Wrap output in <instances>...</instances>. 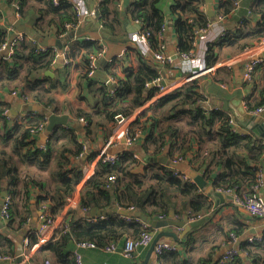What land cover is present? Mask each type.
Instances as JSON below:
<instances>
[{"label":"trees","instance_id":"trees-1","mask_svg":"<svg viewBox=\"0 0 264 264\" xmlns=\"http://www.w3.org/2000/svg\"><path fill=\"white\" fill-rule=\"evenodd\" d=\"M215 1L218 2L216 17L219 15L226 17L236 8L232 0ZM120 2L121 0H97L95 6L98 20L103 27L111 31L113 36L120 35L124 31ZM160 2L161 0H133L128 8L130 18L141 24L153 50H156L161 42L167 44L165 37L168 21L159 7ZM7 3L14 13L15 11L20 13L21 22L31 23L33 29L42 38L52 34L59 38L65 37L74 30L68 29L67 24L74 25L78 22L77 11L67 0H57V2L55 0H7ZM205 5L206 0L173 1L171 13L174 15L173 24L179 55L195 50L193 45L195 31L212 23ZM250 12L251 15L241 19L240 27L235 32L230 33L228 30L225 35L208 44L205 55L207 67L214 66L218 62V48L224 43L238 44L239 49L246 51L264 37V0H257ZM255 15L258 16L256 24L251 26ZM4 19V12L0 10V49L8 43L11 36L7 26L1 22ZM165 28V36L161 38L160 33ZM22 41L16 40L19 43L14 45L13 53L3 59L10 74L17 73L21 68L24 56L20 49ZM73 44L85 49V62L88 61L90 53H99L102 49L98 41L92 39L76 38V43ZM35 45L34 51L39 56L50 54L51 61L57 57L56 48L46 47L44 51H41L37 41ZM140 55L139 66L126 67L125 77L118 81L111 70L115 61L109 64L111 77L115 80L112 85L96 76H88L86 71L82 75L88 83L90 95L97 100L94 108L101 106L104 109L96 110L98 113L79 108L76 110L75 115L79 121L81 118L85 120L81 122L84 126V139L87 142L95 141L97 131L101 128L106 130L110 125L111 128L107 130L105 137L108 138L118 124V115L128 118L158 92V87L149 86V84L160 77L161 65L153 54L152 56ZM68 57L73 58L71 52H68ZM34 58H37L36 54ZM152 58L156 62H152ZM51 61L45 66L32 69L28 79L37 78L33 76L37 72H43V67L49 66ZM169 66L171 65L167 64L164 67ZM262 68L264 63L259 65L257 70ZM58 82L65 87V82L60 80ZM251 82L254 83L258 94L253 100L248 98L246 106L249 109L264 107V73L260 83H257L255 76ZM202 92L197 79L184 83L143 110L129 127V134L139 133L141 140L143 126L148 121H151L154 128L157 124L173 120L193 126L202 136L219 143L220 171L214 180V187L217 190L234 189L238 194L251 191L260 178V164L264 158V137L241 133L234 129L231 123L232 116L222 108L205 110L202 107L204 100ZM44 95L37 92L32 98L43 102L45 107H51L55 103L54 99L49 97L47 101H43ZM3 112L4 108L0 109V143H9L11 148L7 150L0 147V195L6 191L10 196V216L6 220L5 228L14 232L20 231L33 214L30 204V199L33 197L29 187L30 181L43 190V194L37 195L36 200L38 203H44L46 206L43 208L44 212L48 211L56 217L62 211L66 197L79 186L83 179L82 168L74 166L72 162L73 159L81 156L83 143L77 141V130L71 124L75 121L72 119L67 126L55 130L52 139L45 147H36L33 130L39 133L41 125L47 127V115L39 112L36 117L22 122L17 117L4 115ZM143 139L140 153L142 156L137 153L136 147H130L121 152L122 155L115 164L98 159L95 173L81 189V205L73 216L67 218L57 228L55 239L40 247L39 252L43 255V261L36 264H46L47 260L54 264H76L74 251L78 242L92 241L100 247L115 242L122 246L127 237L140 236L144 229L141 220L134 216L129 219L113 211L116 206L122 209L140 210L151 217L165 216L170 210H175L177 213L186 211L198 218L209 210L208 200L199 193L196 183L180 178L175 173L178 169L149 164L150 167L143 175L134 171V168L141 164L143 156L149 157L154 155L155 151L161 150L160 138L155 133V129ZM136 154L138 156H135ZM180 161H182L181 158ZM24 166H36L40 170H48L53 182L52 186L45 189L44 183L32 178L26 179L27 185L23 187L24 179L21 173ZM154 167L157 169L150 172ZM22 199L24 208L20 209L19 201ZM83 208H86V211ZM94 208L108 211V213L104 218L95 220L90 216ZM148 229L151 230L150 227ZM242 232H237L236 229L231 230L228 236L230 241L233 242L234 238H239ZM30 236L33 242L37 241L34 232ZM260 237L261 239L255 240L253 244L247 240L243 241L242 252L237 253L224 264H264V229ZM15 245L7 232L0 230V256H15ZM166 260L169 264H209L212 256L193 261L186 259L180 250L163 252L158 256L157 264H164Z\"/></svg>","mask_w":264,"mask_h":264},{"label":"crops","instance_id":"crops-1","mask_svg":"<svg viewBox=\"0 0 264 264\" xmlns=\"http://www.w3.org/2000/svg\"><path fill=\"white\" fill-rule=\"evenodd\" d=\"M79 1L82 4L84 3L89 10L95 8L97 4V0H95L94 7L91 8L89 0ZM132 1L133 0H121L119 4L124 31L115 37L123 39L121 41L107 40L100 29H98L99 27L96 28L95 26L98 24L101 25L98 18L96 20L89 18L87 21L88 23H91L89 29L81 27L83 30L76 33L72 38L68 36L69 34L67 35L68 37L65 36L60 38L55 34H52L45 38L49 41V45H44L40 41L34 39L31 35L27 34L25 39L21 42L20 47L24 55L22 65L19 71L15 74H10L3 63V59L7 56L0 58V109H7L11 112V115L16 117L22 113H26V111H24V105L27 104L37 105L43 109L55 107L57 114H69L70 120L73 119V121H75L71 124L73 126L75 124L78 125V127L74 126L77 130V141L79 143H85L87 146L85 150L83 148L80 157L72 160L74 166L82 168L84 175L79 186L66 197L62 211L56 216L55 228H59L67 218L73 216L75 211L81 205V189L84 183L95 173L98 164V152L104 148L110 153L123 152L127 148L124 144L125 128L130 127L132 122L137 119L143 110L149 108L159 99L158 97H153L148 100L143 106L137 109L136 112L126 118L125 123L117 124L108 138L105 137L107 130L110 129L111 126L109 125L106 130L103 128L99 129L96 133L95 141L88 140L87 142L84 139L83 123L79 121V118L75 115L78 108L93 111L95 113L104 110L101 106L94 108V103L97 100L90 95L88 83L82 76L86 71V51L83 47L73 44L76 43V38L87 39V37L90 36L104 44L102 46L103 50L98 57V69L96 73L98 74L96 77L103 81H105L103 75H106L109 80L112 78L110 68H108L110 63L115 61L111 70L115 75V79L118 81L125 77L124 69L126 67L137 68L139 66L141 60L140 54L152 56V52L149 51L150 49L148 48L149 40L144 36L145 34L141 30L140 23L132 20L128 14V8ZM173 1L174 0H161L159 3V7L164 12L168 21L165 40L167 43L166 52L169 55L177 54V35L173 24L174 15L171 13V5L173 4ZM256 1L257 0H241L240 5L229 15H226L222 21L214 24L206 33H203L199 38L200 40L196 46L194 58L192 60H183L177 56V60H174V64L168 68L162 66L160 71L165 79L168 91H173L184 83L191 81L189 78L190 76H193L192 80H198L202 91L209 96L213 107H220L223 109L225 100L228 101L229 113L237 119L238 125L237 128H235L237 131L246 134H257L260 137L261 135H259L258 131L264 129L262 125L264 114L248 113L249 115L258 116L254 121H251L249 117H245V114H247V112H245L246 100L248 98L253 100L258 94L255 85H253L254 83L245 82L243 76L244 63L250 56L249 53L245 52V50L239 49L238 44L226 45L224 43L218 48L219 60L214 66L207 67L205 59L208 44L218 39L219 36L217 35L221 29L224 28L229 30L230 33L235 32L240 27L241 19L251 15L250 10ZM217 7L218 2L213 0V8L216 14ZM0 10H2L5 15V19L1 22L8 28L12 25L9 22V18L14 12L10 9L7 0H0ZM205 10H207V3L205 5ZM256 17L258 16H254L252 21L253 24L251 23V26L256 24ZM124 18H127L128 21L127 28L124 25ZM14 31H17L16 28ZM60 40L65 42L62 50L71 52L73 56L72 65L67 66L65 63L63 65L62 60H58V57L51 61L52 57L50 54L39 56L38 53H35L34 51V49H36L35 41H37L39 45L56 48L58 52H60L62 50L59 49L57 45ZM35 54L37 57L36 59L34 58ZM49 61H51L49 66L43 67V72H37L33 76L37 78L28 79V75L32 69L45 66ZM152 62H156L154 58H152ZM208 68L212 69L206 70ZM263 73L264 68L256 71L255 79L257 83H260ZM59 80L65 82V87L58 82ZM113 81L115 82L114 79ZM13 92H17V94H14ZM37 92L45 94L43 101H47L48 98L51 97L54 99L55 103L51 107H45L43 102H39L32 98ZM22 95H27L31 98V101L29 103L24 102ZM241 109H244V113L241 112ZM36 112L39 113L40 111ZM237 113L242 114L237 116ZM251 122L253 123V126L249 127L248 123ZM154 129L155 133L159 135L161 150L155 151V154L149 157L143 156L141 164L136 166L134 171L143 175V173L150 167L148 166L149 164L169 167L168 164H164L163 161L160 160L162 157H167L169 162L173 160V158H181L182 161H180L175 168L187 174L193 182H195V175L203 176L206 182L205 187H198V189L199 193H202L209 203V210L204 215H199L198 218L191 216L186 211L177 213L175 210H170L169 214L165 216L153 217L154 219L183 221L185 216L188 215L189 222L204 218V221L201 224L194 228L187 229L186 233L185 228L171 227L172 230L178 233L180 240L173 241L170 237H164L160 241L175 242L178 247H180L179 250L181 254L188 260L196 261L201 257L209 258L212 256V260L209 264H213L219 253H223L228 250V248L230 249V247H232V241H230V238L228 237L231 230L236 229L237 232L243 231L238 238V240H241L242 242L247 240L249 236L261 235L264 229V219H257L245 209L234 207L230 197L233 195L232 193L223 192V199L220 203L215 202L214 195H209L211 189L219 191L214 187V180L220 171L221 162L219 143L217 141L207 139L202 136L195 127L188 126L181 121L173 120L163 122L157 124L155 128L152 126L151 121H148L146 125L143 126L141 140L139 138L137 141L138 143L133 146L134 148L136 147L135 150L138 154L142 151L141 147L144 143L143 138L148 136ZM54 132H50L47 127L41 130L36 134L35 146L45 147V145L52 139ZM0 147L6 148L7 150H10L11 148L9 143H0ZM153 158H158L159 160L155 161ZM156 169L157 168L154 167L150 172H154ZM260 169L261 171L259 174L264 178V158L260 164ZM21 175L24 179L22 183L23 187L27 185L26 179L32 178L44 183V188L46 186L45 189H49L53 183L50 179L49 171L40 170L36 166H24ZM29 187L33 194V197L30 199V204L33 209L31 219L20 231L12 232L9 230L13 234H7L18 235L27 226H30L28 233H35V231L39 229L42 213H44L43 208L46 206L44 203H38L36 197L37 195H42L43 190L31 181ZM19 188L21 189L22 185ZM258 192L264 197V182ZM23 205L24 201L22 199L19 201V208L23 209ZM98 216L100 215H96L95 217ZM141 222L144 223L143 221ZM5 229L2 228L0 230L5 231ZM6 230H8V228ZM151 230L152 232L157 233V229L151 228ZM149 248L141 249L134 258H127L121 253V251L107 253L98 248H82L80 249V253L83 258V264H132L144 263ZM39 251L40 246L32 251V255L27 261H25V264H36L43 261V255ZM0 264H14V261L7 263L0 262ZM149 264H157L155 254H152ZM164 264L169 263L166 260Z\"/></svg>","mask_w":264,"mask_h":264},{"label":"built area","instance_id":"built-area-1","mask_svg":"<svg viewBox=\"0 0 264 264\" xmlns=\"http://www.w3.org/2000/svg\"><path fill=\"white\" fill-rule=\"evenodd\" d=\"M69 2H71L73 4V7L75 8V10L77 11V16H78V22L76 24H67V28L68 29H74L77 30L81 24L83 22L88 21L89 18H93V19H97L98 13L96 11V7L93 9H88L85 4L81 3L79 0H68ZM233 3L235 4L236 7H238L240 5L241 0H232ZM55 2H57V0H55ZM18 8V6H16ZM15 16L19 19L20 18V13L18 11H15ZM225 17L223 15H219L216 18V21L212 22L211 24H209L207 27L204 28H200L197 29L195 31V37L193 40V45L195 47L196 50V46L199 42V38L201 37V35L203 33H206L214 24L218 23L219 21H222ZM137 23H139L137 21ZM141 25V24H140ZM142 28V27H141ZM15 27L12 24L11 26L8 27V31L11 33H16ZM142 30V29H141ZM165 29H163V31L160 33V37L164 38L165 36ZM228 30L222 28L221 31L219 32V34L217 36H219L218 38H220L221 36L225 35L227 33ZM143 32V30H142ZM144 33V32H143ZM145 34V33H144ZM143 34V35H144ZM27 33L24 32H17L14 40L11 42V48L9 51V55H11L13 53V49H14V45H16V43L18 44L19 42H16V40H23L26 37ZM64 36V35H61ZM145 37H147V34L144 35ZM87 39H92V40H96V38L94 37H90L88 36ZM98 43L103 46L104 44L100 43V41H98ZM7 45V43H6ZM3 46V48H1L0 50H3L5 48V46ZM166 47L167 45L164 42H161L158 46V48L156 50H153L150 46V43L148 44V48L150 49L149 51L152 52L154 58L156 59V61L162 66H165L167 64L172 65L174 64V60L177 59H173L172 55H169L166 52ZM46 48V46H42L39 45V50L44 51ZM103 50V47L101 49V51L99 53H90L88 55V61L86 62V72L88 74V76H96L97 73V69H98V57L101 54ZM195 50H191L189 52H184L182 54H178L177 52V56H179L181 59L183 60H192L194 58V54H195ZM245 52L249 53V57L247 58V60L244 63V71H243V76H244V80L245 82H251L254 79L255 73L257 71V68L259 67V65H261L262 63H264V37L258 41L254 46L249 47ZM57 57H62L64 60L65 65L69 66L72 65L73 59L68 57V51L66 50H62L60 52L57 53ZM7 58V57H6ZM212 68H208L206 70H211ZM204 72V71H203ZM202 73V72H199ZM193 76L189 78V80H192ZM111 84H114L113 79L111 78V80H109ZM163 81H165V79L162 76V73L160 75V77H158L156 80H154L153 82H151L149 84V86H156L158 87V92L156 93V95L154 97H158L161 98L162 96H165L166 94L170 93L171 91H168L167 88V84L163 83ZM14 94H17V92H13ZM203 96H204V100L202 101V107L205 110H210L211 108H220V107H213L211 104V100L209 98V96L205 93L202 92ZM23 101L26 103H29L31 101V98L28 97L27 95H22ZM245 109L247 113H251V114H264V107H257L255 109H249L246 106L245 103ZM38 112H26V113H22L17 117V119L19 121H26L28 118H34L37 116ZM4 115L9 116V117H15L13 115H11V112L7 109L4 110L3 112ZM118 117H121L120 119H118ZM117 119H118V124H123L125 123L126 118H124L121 115H118ZM46 118L48 119V117L46 116ZM81 121L85 122V120L83 118L80 119ZM231 123L233 124L234 129L237 128V119L232 115L231 118ZM45 129L44 125H41L39 130H43ZM34 135L33 138L36 137V133L37 131L33 130ZM124 138H125V146L127 148L133 147L136 142L139 140L140 138V134L137 133L135 135H131L129 134V127H126L124 130ZM37 147V146H36ZM42 147V146H40ZM83 148L84 150L87 148L86 144H83ZM122 154L121 153H110L109 151L102 149L98 152V159L103 160L104 162H107L109 164H115L117 162V160L120 159V156ZM135 156H138V154H136ZM173 165H170L171 168L176 169V165H178L180 163V158H174L173 160H171ZM175 173L182 178L184 181H191L190 177L185 174L180 172V170H175ZM112 178V177H111ZM114 179V177H113ZM264 182V178L263 176H260L259 178V182L257 184H255L252 187L251 191H245L242 193H236V191L234 189L231 190H219L222 192H227V193H232L233 195V206L234 207H240L242 209H245L246 211H248L251 215H253L254 217H256L257 219H264V197H262L258 190L259 188L263 185ZM5 202L1 207L0 210V218L6 222V220L9 218L10 216V204H11V200H10V196L6 195V197L4 198ZM84 211H86V208H83ZM130 211H134L133 208L129 209ZM106 215H101L98 217H93L95 220L99 219V218H104ZM133 215H129L126 216L129 219L132 217ZM55 222H56V217L51 215L48 211L42 213V217H41V223L39 225V229L37 231H35V235L37 238L36 242H33L31 239V232H29L26 237L23 239V247H24V261H27L30 256L32 255V251H34V249L36 247H41L43 245H46L48 242L52 241L53 239H55L56 235H57V228H55ZM143 232L140 236L138 237H127V239L125 240L124 244L122 246L118 245V243L112 242L109 243L105 246H98L95 242L92 241H82V242H78L76 244V249L74 251V256H75V261L76 264H83V258L82 255L80 253V249L82 248H92V249H101L104 252L107 253H113V252H117L119 248H121V253L128 257V258H134L138 252L143 249V248H149L152 244V242L154 241L155 238V234L148 229L149 225L146 223H143ZM261 239L260 235H256V236H251L248 238V242L252 243L255 240H259ZM237 241V238H234L233 240V244H235V242ZM180 247H178V245L173 242H169V241H159L156 243L155 248H154V253L156 258H158L159 255H161L163 252H174L179 250ZM237 253H239L238 249L235 247H230V249L228 248V250L224 251L219 260L218 263L219 264H224L226 262H228L229 260H231ZM16 259V255L15 256H0V262H10V261H15ZM46 264H54L53 262H51L50 260L46 261Z\"/></svg>","mask_w":264,"mask_h":264},{"label":"water","instance_id":"water-1","mask_svg":"<svg viewBox=\"0 0 264 264\" xmlns=\"http://www.w3.org/2000/svg\"><path fill=\"white\" fill-rule=\"evenodd\" d=\"M90 1V6L91 8L94 7L95 4V0H89ZM207 3V14L208 16L212 19V22L216 21V13L215 10L213 8V0H206ZM171 18V17H170ZM124 21V25L125 27L127 26V18L123 19ZM9 22L11 24H13L16 28V33H12V35L10 36L7 45L5 46V48L3 50L0 51V58H3L4 56H8L10 48H11V42L14 40L17 32H24L27 33L29 35H31L34 39H36L37 41H40L41 43H43L44 45H49V41L45 38H41L36 31L33 29V26L31 24H23L21 22L20 19H18L14 14L9 18ZM86 24V25H85ZM91 26V23L83 22L80 26V28H78L77 30H72L68 36H70V38L74 37L76 35V33L81 32L83 29H81V27H85L86 29H89V27ZM96 28L99 27L98 29H100V31L103 33V36L107 39V40H111V41H121L123 39H119L118 37H115L111 34V31L105 27H103L102 25H95ZM127 28V27H126ZM67 36V37H68ZM127 40V39H126ZM64 41L60 40V42L57 44L59 49L62 50L63 45H64ZM264 57V54H263ZM173 59L177 58V55L173 54L172 55ZM62 60V63L64 65L63 62V58L62 57H58V60ZM98 75V74H96ZM103 78L105 79V81L108 84H111L108 77L106 75H103ZM163 83H165V81H163ZM224 106H223V110L229 112V103L228 101L225 100L224 102ZM24 111L26 112H36V111H40L42 113H45L48 116V125H47V129L50 132H54L56 129L60 128V127H64L66 126L69 121H70V116L69 114H57V110L55 109V107H51L48 109H43L40 106L37 105H33V104H27L24 105ZM241 112L244 113V109H241ZM246 112V111H245ZM240 113V114H242ZM240 114L237 113V116H240ZM245 117H249V119L251 121H254L258 118V116H253V115H249L248 113L245 114ZM121 117H118V119H120ZM262 125L264 127V119H262ZM75 127H78L77 124L74 125ZM248 126L251 127L253 126V123H248ZM263 129V128H262ZM259 135H261L262 137H264V129L262 131H258ZM153 160L158 161V158H153ZM161 161H163L164 164H168V165H173L172 161H168L167 157H162L160 158ZM166 160V161H165ZM194 180L195 183L198 185L199 188H204L205 187V180L203 178L202 175H195L194 176ZM209 195H214L215 196V202H222L221 200L223 199V192L221 191H216L215 189H211ZM7 195L6 191H3L1 193V197H0V210L2 205L5 202V197ZM231 199L233 200V196H230ZM113 211L118 212L124 216H129V215H133L134 217L142 220L143 222H145L146 224H148L151 228L153 229H157V233L153 232L155 234V238L154 241L152 242L149 250H148V254H147V258L145 260L144 263H132V264H149V261L151 260V256L152 254L154 255V248L157 242H159L160 240H162V238L164 237H170L173 241H178L180 240V237L178 235L177 232H175L174 230L171 229V227H177V228H185V233L187 232V229L190 228H194L197 225L201 224L204 221V218L196 220V221H190L189 222V216L186 215L183 221H175V220H170V219H154L151 216H148L147 214L143 213L140 210H134V211H130L129 209H122L119 206L114 207ZM108 213V211H102V210H98L97 208H94L91 210L90 212V216L93 218L96 215H106ZM4 228L5 229V221H3L0 218V229ZM30 229V226H27L26 228H24L18 235H12L13 233L10 232L9 230L5 231L7 233H12V234H8L9 238L12 239L15 243H16V259L14 261V264H25L24 261V247H23V239L26 237L28 231ZM241 240H238L236 242V244L234 245L235 248H237L238 250L240 249V245H241ZM122 249L119 248L118 251H121ZM242 251L239 250V253H241ZM222 253H219L217 255V259L213 262V264H217L218 260L220 258ZM108 264V263H107ZM111 264V263H110Z\"/></svg>","mask_w":264,"mask_h":264},{"label":"clouds","instance_id":"clouds-1","mask_svg":"<svg viewBox=\"0 0 264 264\" xmlns=\"http://www.w3.org/2000/svg\"><path fill=\"white\" fill-rule=\"evenodd\" d=\"M14 15H15V14H14ZM216 18H217V17H216ZM14 27H15V26H14ZM11 35H12V34H11ZM47 117H48V116H47ZM47 121H48V119H47ZM47 123H48V122H47ZM169 166H170V165H169ZM141 221H142V220H141ZM144 223H145V222H144ZM149 227H150V226H149ZM249 237H250V236H249ZM249 237H248V238H249ZM247 240H248V239H247ZM237 241H238V238H237ZM237 241H236V242H237ZM236 242H235V243H236ZM232 243H233V242H232ZM233 245H234V244H233ZM233 245H232V246H233ZM239 250H241V245H240V249H239ZM239 250H238V251H239Z\"/></svg>","mask_w":264,"mask_h":264}]
</instances>
